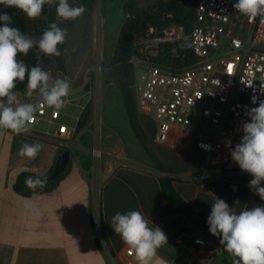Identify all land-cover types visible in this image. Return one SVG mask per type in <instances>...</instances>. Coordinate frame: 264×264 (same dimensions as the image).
Segmentation results:
<instances>
[{
    "label": "crops",
    "instance_id": "crops-1",
    "mask_svg": "<svg viewBox=\"0 0 264 264\" xmlns=\"http://www.w3.org/2000/svg\"><path fill=\"white\" fill-rule=\"evenodd\" d=\"M69 3L83 5L80 0ZM53 9L63 29L76 23L61 22L56 7ZM67 53L66 48L65 57ZM72 84L77 88L72 89V98H65V104L75 113L63 112L59 122L77 127L73 140L60 139L56 129L51 135L39 132L45 128L43 124L19 135L0 130V264H113L109 254L118 259L127 246L110 222L117 212L130 210L141 211L150 225L152 222L165 232L167 244L157 251L165 259L182 264L199 262L192 241L201 237L211 257L200 264H232L219 238L210 233L207 218L215 198L225 200L237 212L264 206L249 188L252 177L243 171H207L206 153L195 143L180 142L172 151H158L155 161L153 152L135 133L126 104L127 119L116 115L103 119L96 114L91 90L83 92L82 85ZM90 107L92 114L86 116L84 111ZM65 116L71 119L69 123ZM138 121L143 127L139 116ZM101 137L104 148L99 147ZM186 138L181 136L182 141ZM25 143L42 145L36 159L18 154ZM68 149L71 159L60 176L52 177L43 188L25 185L29 176L45 179L53 175L59 157ZM166 177L172 179L182 201L204 216V224L195 225L186 216L168 213L161 185ZM97 222L107 249L99 241Z\"/></svg>",
    "mask_w": 264,
    "mask_h": 264
},
{
    "label": "built area",
    "instance_id": "built-area-1",
    "mask_svg": "<svg viewBox=\"0 0 264 264\" xmlns=\"http://www.w3.org/2000/svg\"><path fill=\"white\" fill-rule=\"evenodd\" d=\"M235 2L197 0L196 17L188 28L173 21L150 29L146 35H137L135 54L130 59L137 78L138 111L154 123V143L171 148L180 142L195 143L206 153L207 171H242L232 160L227 142L230 140L233 148L240 142L242 125L249 119L247 111L264 101V22L260 17L249 19L237 12ZM167 45L172 46L167 52L172 58L178 46L189 45L195 60L188 66L184 65V56V66L170 58V62H153L152 58ZM17 92V103L27 102L25 92ZM39 101L38 94L31 97V102ZM61 116V111L44 105L30 130L43 124L45 128L39 132L51 135L56 129L60 139L73 140L77 127L59 122ZM182 135L187 137L183 141ZM202 145L210 146V150ZM95 154L101 155L98 151ZM96 226L99 241L107 249L100 223ZM192 243L199 262L211 257L203 238L195 237ZM109 256L113 264H137L128 247L118 259ZM150 264L182 262L169 261L157 253Z\"/></svg>",
    "mask_w": 264,
    "mask_h": 264
},
{
    "label": "clouds",
    "instance_id": "clouds-1",
    "mask_svg": "<svg viewBox=\"0 0 264 264\" xmlns=\"http://www.w3.org/2000/svg\"><path fill=\"white\" fill-rule=\"evenodd\" d=\"M55 6L58 19L76 20L86 11L83 5L73 6L69 0H0L3 9L15 8L28 19L41 17L44 6ZM233 7L249 19L261 18L264 22V0H236ZM0 130H10L15 134L30 132L36 113L46 105L60 111L65 98L72 92L67 79L54 77L51 71L35 65L31 68L18 57L27 55L36 48L45 56L61 55L58 45L65 42L67 31L56 22L50 23L39 38L22 33L12 26V16L0 10ZM27 79V102H19L17 83ZM38 94L39 102H31ZM253 103L256 99L253 98ZM248 120L242 125L243 135L233 148L227 142L232 160L252 179L249 188L264 201V101L247 111ZM209 149L210 146L202 145ZM40 143L23 144L19 155L34 160L40 153ZM46 179L29 176L25 185L30 189L43 188ZM235 190V188H234ZM111 227L122 242L134 254L137 264H150L157 251L167 244L165 232L154 224L141 211L117 212L111 219ZM210 233L219 238L222 250L232 257V264H264V206L244 208L237 212L220 198H215L207 218Z\"/></svg>",
    "mask_w": 264,
    "mask_h": 264
},
{
    "label": "rangeland",
    "instance_id": "rangeland-1",
    "mask_svg": "<svg viewBox=\"0 0 264 264\" xmlns=\"http://www.w3.org/2000/svg\"><path fill=\"white\" fill-rule=\"evenodd\" d=\"M156 0H80L86 11L76 19L75 24H67V55L64 56L65 71L59 70L55 60V56H46L45 60L40 64L46 71H51L54 77L67 79L71 87L73 81L75 86L82 85L83 92L91 90L93 100L97 103L98 116L108 119L112 115L127 119L124 98L122 95L120 83L110 71L116 66V51L118 48V40L122 30L130 24L131 19L136 18V14L141 9L148 10L150 5ZM53 6L45 5L44 9H49L52 14ZM157 11L154 12V15ZM57 15V14H56ZM42 15L38 19H30L31 30L28 36L34 37V29L39 27ZM136 34L134 39L136 40ZM167 62H170L167 60ZM107 68V69H106ZM107 70V71H105ZM143 71H139L142 75ZM76 79V80H75ZM132 89L133 100L140 119H142L143 129L146 135V145L153 152L156 161V152L172 151L170 147L156 145L153 141L155 125L152 120L138 111L139 91L136 87V72L132 67ZM113 83V84H111ZM77 87H72L75 89ZM72 98L71 96L68 97ZM66 114L75 113L73 108L68 104L60 110ZM86 116L92 114V107L88 108ZM106 119V120H107ZM71 119L64 117V121ZM98 125L101 126L102 120L98 117ZM37 128L41 124L36 125ZM107 128V127H106ZM104 129V127H103ZM106 130V129H105ZM107 132V131H106ZM103 134V131H102ZM101 142L103 145H101ZM106 142V140H105ZM99 147L104 148L103 138L99 140ZM171 149V150H170ZM101 156V155H100ZM158 164V162H157ZM164 168L169 166L163 165Z\"/></svg>",
    "mask_w": 264,
    "mask_h": 264
},
{
    "label": "trees",
    "instance_id": "trees-1",
    "mask_svg": "<svg viewBox=\"0 0 264 264\" xmlns=\"http://www.w3.org/2000/svg\"><path fill=\"white\" fill-rule=\"evenodd\" d=\"M196 1L197 0H168L166 2H158L155 7H153V4H151L148 10L141 9L138 11L136 18L131 19L132 21L130 24L126 26L121 32L120 38L118 40L115 65L127 64V75L132 81V65L130 63V59L135 54L133 47L134 35H146L150 29L158 28L162 24L173 21L183 24L188 28L190 23L196 17ZM0 10L7 11L9 15L12 16V26L19 28L22 33L29 35L31 30L30 19H28L21 11L15 8L3 9L2 7H0ZM155 11H157L156 15H154ZM52 22H56L58 26L62 28V25L54 18L52 12L47 8L43 9L39 27L33 31L34 37L39 38L44 29L47 28V26ZM131 24H134L135 26L134 30L129 32V27ZM0 26H2V22H0ZM171 47V45L163 47L160 55L158 57L152 58V61L157 64H161L170 58L179 66H188L195 60L194 54L189 45L177 47L178 50L175 55L177 58H172V55H170V57L167 55V52ZM66 48V41L63 44L58 45L61 55L59 57L55 56L57 67L61 71H65L64 52ZM182 56H184L185 60L184 65L182 64ZM18 58L22 59L28 65V67L31 68L35 65L40 66V64L45 60L46 56L41 54L38 49L34 48L30 50L26 56L21 54ZM118 82L121 83L120 80H118ZM26 85L27 79H25V81L22 83L18 82L16 90L26 92ZM121 86L122 95L127 107L131 125L137 136L146 145V135L143 127L138 121V113L133 100L132 89L130 88L129 90H126L125 85L122 83ZM84 112H86V110ZM45 179L47 182L50 181L52 179V174ZM161 185L167 205V211L170 215H183L195 225L201 226L204 224V216L190 209L175 192L172 186V179L169 177L163 178L161 180Z\"/></svg>",
    "mask_w": 264,
    "mask_h": 264
},
{
    "label": "water",
    "instance_id": "water-1",
    "mask_svg": "<svg viewBox=\"0 0 264 264\" xmlns=\"http://www.w3.org/2000/svg\"><path fill=\"white\" fill-rule=\"evenodd\" d=\"M166 1L168 0H156L153 3V7H155V5L158 2H166ZM134 26H135L134 24H131V26L129 27V32H132L134 30ZM127 67H128L127 64H118L112 68L111 72L115 74L118 80H120L121 82H125L127 80V74H126ZM71 153H72L71 150L68 149L59 157L55 170L52 175L53 178L60 176L66 170L71 159Z\"/></svg>",
    "mask_w": 264,
    "mask_h": 264
},
{
    "label": "flooded vegetation",
    "instance_id": "flooded-vegetation-1",
    "mask_svg": "<svg viewBox=\"0 0 264 264\" xmlns=\"http://www.w3.org/2000/svg\"><path fill=\"white\" fill-rule=\"evenodd\" d=\"M106 69H107V68H106ZM111 70H112V69H111ZM111 70H108V71H110V75H113V77H114L115 79H117L116 76H115V74H113V73L111 72ZM105 71H107V70H105ZM126 74H127V71H126ZM130 82H131V80L128 78V75H127V80H126L125 82H121V83L125 85V89H126V90H129V89H130ZM121 83H120V87H122V86H121Z\"/></svg>",
    "mask_w": 264,
    "mask_h": 264
}]
</instances>
